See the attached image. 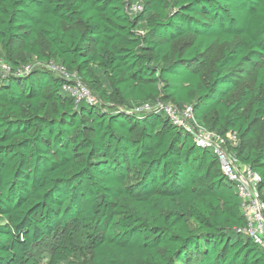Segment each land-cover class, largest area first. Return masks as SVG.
Instances as JSON below:
<instances>
[{"label":"trees","instance_id":"1","mask_svg":"<svg viewBox=\"0 0 264 264\" xmlns=\"http://www.w3.org/2000/svg\"><path fill=\"white\" fill-rule=\"evenodd\" d=\"M0 60V264H264L211 150L133 112L237 133L264 202V0H0Z\"/></svg>","mask_w":264,"mask_h":264},{"label":"built area","instance_id":"2","mask_svg":"<svg viewBox=\"0 0 264 264\" xmlns=\"http://www.w3.org/2000/svg\"><path fill=\"white\" fill-rule=\"evenodd\" d=\"M125 1V0H124ZM130 15L139 14L142 6L137 2H131L126 6ZM57 76L63 77L67 82L62 86V91L79 103L96 104L98 100L76 75L65 73L64 69L52 63L44 66ZM29 67L23 68L20 73H26ZM10 69L0 60V74H8ZM157 111L163 115L173 126L182 129L192 137L195 146L202 149H210L217 158L220 170L227 180L234 186L240 200V212L244 218L245 226L238 229V233L246 235L256 246L264 251V202L261 200L259 176L249 167L237 161L230 152V147L238 145L237 133H229L225 138L218 137L215 133L201 126L193 117L190 107L180 108L172 103L156 102L137 107L133 112L141 115L147 112ZM264 194V188L263 192Z\"/></svg>","mask_w":264,"mask_h":264},{"label":"rangeland","instance_id":"3","mask_svg":"<svg viewBox=\"0 0 264 264\" xmlns=\"http://www.w3.org/2000/svg\"><path fill=\"white\" fill-rule=\"evenodd\" d=\"M184 79L183 75H177L175 76V82L174 85L176 86L174 89H179L180 86L183 84L182 81ZM49 251L48 250H42L41 253L39 254V264H47L48 257H49Z\"/></svg>","mask_w":264,"mask_h":264}]
</instances>
